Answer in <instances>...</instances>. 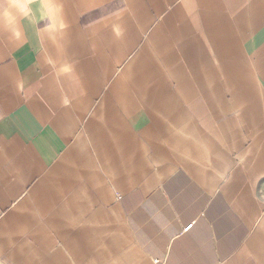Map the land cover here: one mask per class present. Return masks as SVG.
<instances>
[{"label": "crops", "instance_id": "0c3cea01", "mask_svg": "<svg viewBox=\"0 0 264 264\" xmlns=\"http://www.w3.org/2000/svg\"><path fill=\"white\" fill-rule=\"evenodd\" d=\"M156 260L264 264V0H0V264Z\"/></svg>", "mask_w": 264, "mask_h": 264}, {"label": "built area", "instance_id": "2783aa9c", "mask_svg": "<svg viewBox=\"0 0 264 264\" xmlns=\"http://www.w3.org/2000/svg\"><path fill=\"white\" fill-rule=\"evenodd\" d=\"M191 227H192V224L187 225V226L184 228V231H188ZM156 263H158V264H163V263H161V262L158 261V260H156Z\"/></svg>", "mask_w": 264, "mask_h": 264}]
</instances>
